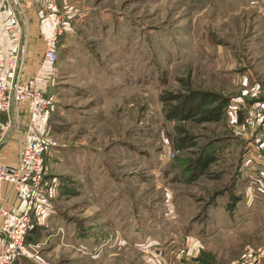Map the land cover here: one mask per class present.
<instances>
[{
	"label": "rangeland",
	"instance_id": "obj_1",
	"mask_svg": "<svg viewBox=\"0 0 264 264\" xmlns=\"http://www.w3.org/2000/svg\"><path fill=\"white\" fill-rule=\"evenodd\" d=\"M76 1L55 0L59 16L64 7L91 15L73 23L71 55H58L59 71L66 59L83 67L53 89L45 165L70 188L81 157L103 169L82 196H50L70 238L51 222L59 241L48 243L32 223L30 258L17 263L264 264L262 194L245 202L246 181L234 178L248 110L224 106L264 98V0ZM225 139L190 181L165 173L173 162L185 171L206 143ZM230 193L242 199L228 213Z\"/></svg>",
	"mask_w": 264,
	"mask_h": 264
},
{
	"label": "built area",
	"instance_id": "obj_2",
	"mask_svg": "<svg viewBox=\"0 0 264 264\" xmlns=\"http://www.w3.org/2000/svg\"><path fill=\"white\" fill-rule=\"evenodd\" d=\"M43 3L44 16L52 27L51 34L43 39L45 52L41 64L47 66L58 60L54 47L62 34V16H59L55 0H43ZM19 16L22 17L20 13ZM23 71L22 49L13 53L0 50L1 132L9 127L10 112L13 110L16 116L20 103L26 104L31 116L38 117L41 121L46 119L49 103L34 80L23 79ZM227 106L228 111L235 115L246 110L249 114L241 128L244 141L241 169L246 172L243 197L249 203L255 193L264 194V104L254 101L248 105L242 100L230 99ZM2 115L6 116V122L2 121ZM46 147V143L36 138L33 133H26L18 143L16 164L0 165V239L4 242L0 249V264H14L20 258H30L27 252L30 245L25 243V238L32 227L31 215L37 207L45 203L49 187L46 180ZM5 184L9 186L6 196L2 193ZM9 195L23 203L20 213L7 208Z\"/></svg>",
	"mask_w": 264,
	"mask_h": 264
},
{
	"label": "crops",
	"instance_id": "obj_3",
	"mask_svg": "<svg viewBox=\"0 0 264 264\" xmlns=\"http://www.w3.org/2000/svg\"><path fill=\"white\" fill-rule=\"evenodd\" d=\"M58 1L62 4H66L68 1L72 0ZM84 9L87 8L77 9V7H75L74 9H67L64 7L62 9V13L64 15L62 16L61 21L62 34L58 37L59 39L55 43L54 47L57 56L60 52H65L68 56L71 55V41H73L72 39L76 34L74 28L75 24L73 25V23L78 22V20L81 21L83 18H88L91 15V11ZM43 10V0H0V49L12 53L18 49H22L24 54L23 79L34 80L38 88L41 90L44 99H48L49 97L47 100L49 103V108L45 117V121H41L38 117L31 116L27 111V106L25 103L18 104L16 116H14L13 110L10 112L8 117L9 127L3 132L0 131V165L14 166L16 164L18 143L24 138L26 133H33L36 138L46 143V145L47 143L51 142V124L49 123L50 120H52L54 104H56V93H53V89L54 87L58 86V84H67L66 82H68L70 79L77 77L73 70H68L70 67H83V65H79L77 62L74 63L75 60L73 59H66L67 61L64 60L63 63L65 70L62 69L61 71H59L56 67L57 61L51 65L42 66L41 62L45 52L43 39L51 33L49 22L45 18ZM19 13L22 15V17L19 16ZM106 17L107 16H105V18ZM104 20L108 19H102L103 22ZM90 23L91 22H89V25ZM58 78H60V81H57ZM261 94L263 93L260 92V98H254V101L264 104V98ZM233 99L242 100L248 105L254 102L251 101L252 97L248 96H244L242 99L237 97ZM226 109L228 110V106H226ZM240 114L241 113L238 115ZM2 121L6 122L5 115H2ZM241 126L243 127V125ZM55 146L59 145L55 144ZM47 154L49 153L47 152ZM90 158L91 157L89 156L81 157L80 161L77 163V184L76 186L72 184L75 189L72 187L70 188L69 185L66 184L59 185L58 179L54 177L51 178L53 175H51L52 173H50L49 170L47 182L52 189L49 191L45 203H43L42 206L37 207L34 213L31 215V224L33 223L34 226L43 227L46 231V233H44L45 235L43 234L44 239L42 240L46 239L48 243L53 244L59 241V235L54 232V227L56 225L57 228H60L63 231L61 235L63 236L64 240L70 238V235L67 233L69 227L58 224L60 223L58 220L55 222V216L59 215L60 211L58 212L54 203L52 202L53 199H51L50 196L56 191L59 192V194H63L70 193L71 190H76V195L82 196V193L85 191L84 182L90 180L94 182L95 179L100 176V173L103 169L100 165H95L96 162L93 161L95 159L89 161ZM240 161L241 158L239 160L238 179L241 178V182L244 183V181H246V172L244 173L241 169ZM47 168L50 169L48 164ZM62 180L63 182L71 183V180L68 177L62 178ZM8 192L9 186L5 184L2 193L6 196ZM256 199L260 201L259 206L261 205L262 208H264V194L260 195L259 198ZM6 206L9 210H12L15 213H20L23 210V203L17 201L13 195H9ZM51 222H55V225L54 227L49 228L51 231L49 232L47 229ZM27 243L30 245L33 242H31V239H28ZM3 245L4 242L0 239V249L3 247ZM18 261L19 260H17L14 264H19L17 263Z\"/></svg>",
	"mask_w": 264,
	"mask_h": 264
},
{
	"label": "trees",
	"instance_id": "obj_4",
	"mask_svg": "<svg viewBox=\"0 0 264 264\" xmlns=\"http://www.w3.org/2000/svg\"><path fill=\"white\" fill-rule=\"evenodd\" d=\"M224 100L225 99L221 98V100H220L221 101V103H220L221 105H223L222 104V101H224ZM227 104H228V99L226 101H224V106H227ZM219 107H220V105H219ZM171 117H174V118L179 119V116H176L175 114L172 115ZM230 142H231V139H229V140L225 139V140H221V141H219V140H212V141H210L209 143H206L203 146V148L201 150V155H198V157L193 162L189 163L187 166H185V164H184L185 171H183V170H181V171L177 170L178 169V166L180 167L182 165L179 164V163L177 165V163L175 164V162H173L172 164L169 163V166L165 168V173L172 172V173H174V178L175 179H179V180H182L183 179V181L189 179V181H190L195 176V170H196V168L200 167V165H206L207 163L212 162L213 160L218 159L219 158V155H220V152H221V149L223 148V146L230 144ZM241 144L243 146L242 152H244V142H241ZM238 166H239V162H237V167ZM186 172L188 173L187 176H186ZM184 176H186V177L184 178ZM237 176L238 175L235 174L234 175V178L235 177L237 178ZM227 196H228V201H227V203H225L224 210L229 213V212H233L234 211L235 206H236V202H238L242 198L239 197V196H235L233 193H230ZM219 197H222L223 198L222 193H220V192H219V194L218 193H215L213 195V197H212V198H214V200H212V203L215 202V201H217V199ZM212 203H211V205H212ZM33 227L34 226H32L30 228L29 233L33 229ZM28 236H26V238H25V242L26 243H27V240L29 238Z\"/></svg>",
	"mask_w": 264,
	"mask_h": 264
},
{
	"label": "bare ground",
	"instance_id": "obj_5",
	"mask_svg": "<svg viewBox=\"0 0 264 264\" xmlns=\"http://www.w3.org/2000/svg\"><path fill=\"white\" fill-rule=\"evenodd\" d=\"M52 29V28H51ZM1 50V49H0ZM243 141V140H242ZM244 142V141H243Z\"/></svg>",
	"mask_w": 264,
	"mask_h": 264
}]
</instances>
